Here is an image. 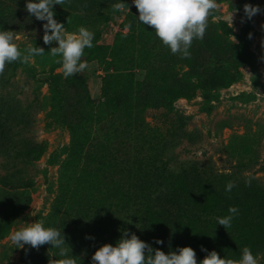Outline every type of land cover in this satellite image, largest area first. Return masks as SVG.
Wrapping results in <instances>:
<instances>
[{"label":"trees","instance_id":"1","mask_svg":"<svg viewBox=\"0 0 264 264\" xmlns=\"http://www.w3.org/2000/svg\"><path fill=\"white\" fill-rule=\"evenodd\" d=\"M221 1L227 0H217ZM26 3L0 0V31L43 28L45 22L30 16ZM116 3H125V10L114 11ZM53 11L69 33L78 32L80 27L94 33L93 46L85 48L81 61L97 62L104 72L101 95L91 97L84 74L64 78L62 71H57L62 65L54 62L49 49L58 42L44 44V30L31 42L14 41L22 53L32 45L43 47L45 54L32 57L27 64H6L0 89L11 84L19 71L24 73L32 81L31 104L41 108L50 123L68 129L70 141L55 158L60 167L59 190L51 211L42 216L45 228H55L64 236L67 254L60 255L59 249L49 244L39 250L25 245L20 262L13 264H63L67 259L91 264L100 246L115 245L125 233L128 237L135 234L153 250L165 253L190 246L198 264L213 250L222 258L239 261L244 247L259 258L258 264L264 263V236L247 243L240 237L212 240L199 232L201 223L217 226V217L230 206L251 220L264 221V187L256 180L236 176L260 164V131L247 125L244 133L231 136L225 150L236 162L234 172L215 170L200 161L174 168L167 153L172 136L181 135L183 130L177 127L165 133L148 120L150 109L163 108L162 115L168 118L175 112L171 105L177 99H193L199 93L209 99L215 91L242 78L240 68L247 63L249 51L233 42L224 20H214L217 11L209 17L203 39L193 41L190 58L172 54L155 31L139 21L132 0H65L62 6L54 5ZM118 15H124L122 29L112 44L100 43L106 25ZM69 89L81 104L78 112ZM12 106L8 101L0 102V153L11 156L9 163L14 166L19 161L32 164L41 159L48 144L19 137L16 128L27 121L23 115L13 114ZM221 124L222 128L230 127L227 120ZM229 181L235 187L226 192ZM0 182L15 189L31 186L20 170L0 176ZM21 193L27 194L25 190ZM208 193L219 196V206L213 211L208 209ZM23 209L17 206L14 216L0 220V241ZM225 230L234 233L232 224ZM157 239L163 244L155 243ZM202 247L206 251H201ZM17 250L11 246V254ZM9 255L4 250L0 258Z\"/></svg>","mask_w":264,"mask_h":264},{"label":"rangeland","instance_id":"2","mask_svg":"<svg viewBox=\"0 0 264 264\" xmlns=\"http://www.w3.org/2000/svg\"><path fill=\"white\" fill-rule=\"evenodd\" d=\"M217 3L219 8L214 20L222 19L229 26L233 13V27L229 26L230 38L233 42L236 38L234 43L243 44L249 51L247 63L240 68L242 78L226 88L215 91L213 97L209 99L204 98L202 93L193 99H177L171 105L175 112L168 118L163 117L162 113L165 112L163 108L150 109L148 120L161 127L165 133L167 131L171 133L177 127L183 130L181 135L172 136L167 153L170 164L174 168L189 162L200 161L203 164H209L215 170L234 172L237 170L236 162L225 150L226 144L233 134L244 133L247 125L253 130H259L262 135L260 164L241 171L236 176L245 180H256L264 187V170L261 169L264 165V27H262L264 14H257L250 21L241 23L244 4L259 5L264 9V0H227ZM123 19L124 15L115 16L106 25L99 42L112 44L117 32L122 29ZM42 31L43 28L40 26L35 30L29 26L26 30L14 32L16 37L14 41L16 43L31 42L32 38L39 36ZM87 65L88 67L80 73L86 76L91 97L98 99L101 95L104 72L97 62L87 63ZM57 71L61 72L62 68ZM47 90V85H44L43 93ZM69 92L74 99L73 89H69ZM33 97L32 81L20 71L11 84L0 89V102L12 103L13 114L23 115L27 121L20 122L21 125L16 128V133L20 134L19 137L23 136L26 139L48 144L45 154L32 164L19 161L14 166L13 162L9 163L11 156L0 153V176L12 173L13 170H20V176L30 179L31 182L30 187L17 189L0 182V220L11 218L15 214L14 208L24 206L22 212L15 217V223L8 235L0 241V257L4 250L10 254L6 259L0 258V264L20 262L22 248L11 254V246L14 245L10 240L11 233L31 223L42 221V216L51 211L60 182V167L59 164H55V158L61 148L70 141L69 130L50 123L45 112L31 104ZM73 105L77 112L82 108L75 99ZM226 120L230 123V127L222 128L221 123ZM24 190L27 192L25 196L21 193ZM207 200L208 209L213 211L219 206L218 195L208 193ZM222 215V217L229 215L228 210H225ZM214 219L216 220L215 216ZM236 223L239 224V229ZM231 224L234 227L232 235L219 224L214 226L201 223L199 232L206 233L212 240L229 238L233 241L240 237L247 243H253L264 236V221L251 220L241 211L234 216Z\"/></svg>","mask_w":264,"mask_h":264},{"label":"clouds","instance_id":"3","mask_svg":"<svg viewBox=\"0 0 264 264\" xmlns=\"http://www.w3.org/2000/svg\"><path fill=\"white\" fill-rule=\"evenodd\" d=\"M132 2L138 10L139 21L150 26L162 43L171 50V53L179 54L181 58H190L189 49L193 41L203 39L209 17L219 8L217 0H132ZM64 3L65 0H27L25 8L30 16L45 22L43 24L44 44L51 45L54 41L58 42V46L50 47L49 55L55 63L62 65V74L64 78H68L83 72L88 67L87 62H82L81 58L85 48L93 46L94 33L84 27H80L76 33H69L64 24L54 18L53 6H62ZM112 7L114 11L123 12L126 5L116 3ZM257 14H264V9L259 5L245 3L241 23L246 20L250 21ZM233 19L232 13L230 27H233ZM67 23L70 21L67 20ZM249 38H251V33H249ZM15 39L13 31H0V75H3L8 63L20 61L27 64L32 57L45 54L43 47L32 45H28L22 53L18 45L14 43ZM57 57L59 59H56ZM233 187L235 183L229 181L225 191L231 192ZM238 212L239 209L236 206H230L229 215L217 217V224L225 229L231 227V222ZM86 238L91 239V237ZM10 240L16 248H24L27 245L39 250L41 246L49 244L59 249L60 255L67 254V249L64 247L66 244L64 236L55 228H45L43 221L15 230L11 233ZM155 243L163 244V240L157 239ZM201 251H206V249L202 247ZM63 264H75V261L67 259ZM91 264H198V262L196 252L190 246L165 253L160 249L153 250L137 235L132 234L128 237L125 233L124 238H121L115 245L105 243L100 246L92 255ZM199 264H258V259L248 247H244L239 261L222 258L213 250L208 252Z\"/></svg>","mask_w":264,"mask_h":264}]
</instances>
